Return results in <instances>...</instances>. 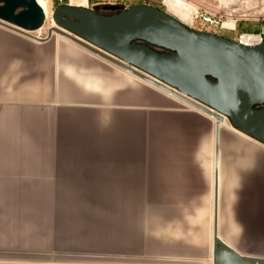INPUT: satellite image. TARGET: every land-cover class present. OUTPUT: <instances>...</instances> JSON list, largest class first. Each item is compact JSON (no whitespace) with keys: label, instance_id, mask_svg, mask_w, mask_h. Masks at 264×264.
Returning a JSON list of instances; mask_svg holds the SVG:
<instances>
[{"label":"rangeland","instance_id":"1","mask_svg":"<svg viewBox=\"0 0 264 264\" xmlns=\"http://www.w3.org/2000/svg\"><path fill=\"white\" fill-rule=\"evenodd\" d=\"M47 1L44 27L31 32L40 39L56 27L54 11L61 5L72 4L71 0ZM142 1L130 0V3ZM187 2L189 5L183 12L188 19L183 17L187 23L183 22L194 30L238 41L244 34L258 36L264 31V0ZM86 7L98 13L105 11L95 5V0H88ZM201 15L218 24L202 21ZM173 16L182 21L180 13ZM54 44L72 53L78 61L93 64L97 71L125 80L135 95L118 89L107 99L96 92H84L82 87L72 85L82 83L84 69L73 66L69 74L68 63L59 55L44 61L28 60L20 47L46 48ZM67 81L76 90L69 88ZM0 110L6 112L5 116L0 115V121L23 124L22 134L35 139L41 148L51 143L54 146L53 152H49L51 155L60 151L66 159L80 154L87 159L80 168L86 166L100 178L120 185L118 211L122 212L126 231L118 240V264H146L153 257L165 261L164 264H213L216 144L213 119L56 34L41 43L1 26ZM179 115L189 116L198 130H182L165 122ZM225 123L228 125L221 129V139L228 137L232 149L228 150L229 162L221 189L220 235L243 254L264 256V240L260 242L258 237L260 232L264 235L260 229L264 225V160H261L264 145L247 138L228 119ZM17 132L20 133L0 128V136L6 138L0 140V146L21 148L18 156L1 163L0 173L42 176L49 167L42 160L30 161L31 150L7 139ZM72 149L77 152L71 154ZM42 152V155L49 154ZM106 153H118V157L102 164L97 157ZM125 156L131 158L133 166L129 159H122ZM58 166L62 170L67 168ZM130 168L135 172L131 173ZM47 178L43 176L37 182L46 185ZM0 186H5L0 188L1 199H7L1 194L7 190L15 198L16 189L11 183ZM127 201L136 221L131 222L126 214ZM152 221L159 223V228L150 225L148 230ZM176 223L182 226L180 237L170 234V228ZM0 242H7L5 235H0ZM22 256L30 258V255ZM33 257L45 264H77L80 259L57 252Z\"/></svg>","mask_w":264,"mask_h":264},{"label":"water","instance_id":"2","mask_svg":"<svg viewBox=\"0 0 264 264\" xmlns=\"http://www.w3.org/2000/svg\"><path fill=\"white\" fill-rule=\"evenodd\" d=\"M98 13L84 6L61 5L53 13L57 27L44 39L46 13L37 0H0V26L41 43L53 35L88 52L180 101L214 117L215 197L213 264H264V256L243 254L220 236L221 123L264 145V42L245 45L215 33L188 27L156 6L135 4L125 10L104 6ZM70 69H74L73 66ZM83 78L126 83L97 70ZM83 79V80H84Z\"/></svg>","mask_w":264,"mask_h":264},{"label":"trees","instance_id":"3","mask_svg":"<svg viewBox=\"0 0 264 264\" xmlns=\"http://www.w3.org/2000/svg\"><path fill=\"white\" fill-rule=\"evenodd\" d=\"M51 157L58 170L45 180L55 188H35L43 176L0 173V181L16 189L15 198H0V235L7 240L0 245L86 251L117 244L126 231L118 211V187L86 166L80 168L86 162L83 156L63 159L56 151ZM58 165H66L67 171Z\"/></svg>","mask_w":264,"mask_h":264},{"label":"crops","instance_id":"4","mask_svg":"<svg viewBox=\"0 0 264 264\" xmlns=\"http://www.w3.org/2000/svg\"><path fill=\"white\" fill-rule=\"evenodd\" d=\"M140 3H142V2H137L134 4H140ZM31 40H33V39H31ZM67 41H69V40H67ZM20 47L23 50L22 53L25 54V56L28 60L44 61L46 59H51L52 57H54V55H59L64 62L68 63L66 70L69 74L72 73L70 71L71 66H77L78 68H88L91 71L96 70L94 68L95 66L93 64H91L89 62L87 63V62L78 61L76 56H74L72 53H69L68 51H65V50H61L60 47L58 45H55V44L53 46L46 47V48L45 47L44 48H29V47H26L23 45H20ZM92 55H94V54H92ZM96 57H98V56H96ZM98 58H100V57H98ZM72 82L73 81L71 80V83ZM81 82L82 83H80V82L79 83L82 86L79 83H78L79 85L76 83H72V85L75 84L77 86V88H79V89H81V87H82L83 91L87 92V93H89L90 91L99 93L107 99H109L113 95L114 91H118V89L129 91L132 94L134 93V89L128 83H119V82L117 83L116 81L112 82L108 79L104 80V79H100V78H95L92 81H90V79L87 80L85 78L84 80L82 79ZM71 83L67 81L66 84L69 88L75 89L71 85ZM134 95H135V93H134ZM167 95H169V94H167ZM169 96H171V95H169ZM192 109H194V108H192ZM194 110H196V109H194ZM196 111H198V110H196ZM198 112H200V111H198ZM200 113H202V112H200ZM5 114H6V112H3L2 110H0V115L5 116ZM202 114H204V113H202ZM204 115H206V114H204ZM208 117H210V116H208ZM210 118L213 119L215 121V123L217 124V121L213 117H210ZM165 122L169 123L172 127H178V129H182V130L186 129V128H193V129L198 130V128H199L195 124V122L187 115H179V117H177V118H169V119H166ZM226 125H228V124H226L224 121L221 125V129H226ZM0 128L12 129V130H16V131L18 130L20 133H18V132L14 133V136L8 137L7 139H9V141H16L18 143H21V144L25 145L24 148L31 150L30 154L32 155L33 158L30 159V161L35 160V162H38V161L42 160L43 161L42 164L49 167L48 168L49 170L46 172H43L44 174H42V176H44V178L47 177L48 175L53 176L55 169H54L53 159H52L50 153L53 152L54 146L51 145V143L48 144L47 147L43 146L41 148L40 146H38V143H37V141H35V139H33L32 137H30L27 134H24V133L22 134L21 131L22 130L24 131L23 124L7 123L4 120V121H0ZM202 131H203V129H200L201 134H203ZM247 138H249V137H247ZM3 139L5 140L6 138H3L0 136V140L4 141ZM99 140H101V139H99ZM228 142H229L228 137L224 136L221 139L220 198H221V192H222L221 189L223 187L222 186L223 185V175L227 171L226 170L227 164L229 162L228 150H229V148H231V146L228 144ZM1 146H0V165L6 158L8 159L11 156H18L19 152H20L19 150H21V148H19V147H4L3 145H1ZM8 148H10V149H8ZM42 150L43 151L45 150L48 153L50 152L49 153L50 155L44 154V155H46V157H45L44 155H42L43 154ZM69 151L71 154H73L75 151L77 152L76 149H72ZM79 156H80V154H78L77 156H74V157H79ZM99 156L97 157V158H99V162L104 164V161L110 162L113 159L112 157H115V158L118 157V153H106L104 155L101 154ZM82 159H83V161L87 162V159H85V158H82ZM122 159L124 161H126V160L128 161V159H129V161L131 162V165L133 166L132 160L129 156H127V157L125 156L124 158L122 157ZM247 159L248 158H245L246 162H247ZM261 160H264V159L262 158ZM130 169H131L130 170L131 173L135 172V170H133L132 168H130ZM108 182L113 183L115 186L118 187V189L120 188V185H118V183H115L113 181H108ZM5 183H8V182L0 181V185L1 184L4 185ZM4 187L5 186H0V188H4ZM9 187L10 186H8L6 188H9ZM35 188H55V186L54 185H36ZM10 193H11V190H7L6 192L4 191L1 194L3 196L5 194L7 199H8V198H11ZM126 203H127V206H126L127 216L129 217L131 222L136 221V215L131 213V211L129 210L128 201ZM176 224L173 225L172 228H170L171 229L170 234L172 236L180 237V236H182V226L180 224H177V225ZM150 225H151V228L158 227L159 223L155 224V222H153V221L150 222V224H148V230H150ZM260 228H262V226ZM54 252L67 254L68 256L74 257L76 259L80 258L79 262L77 264H118L119 263L118 262V243H117V244L111 245V247H102L99 250H86V251H74V250L73 251H71V250H68V251H56V250L42 251V250H37V249L23 248V247H19V246L17 247V246L0 245V264H45L40 259H37L36 257H33V256H39L42 254H51ZM212 252H213V246H212L211 253ZM6 254L15 255V256H8ZM22 255H30V258H25ZM164 262L165 261H162L160 259H156L155 257H153V258H151V260L149 259L146 264H164ZM127 263H129V262H127Z\"/></svg>","mask_w":264,"mask_h":264},{"label":"built area","instance_id":"5","mask_svg":"<svg viewBox=\"0 0 264 264\" xmlns=\"http://www.w3.org/2000/svg\"><path fill=\"white\" fill-rule=\"evenodd\" d=\"M60 1H63V0H60ZM142 4L156 6L159 9H161V10L164 9V11L169 12V13H170V11H176L175 10L176 7H178L180 5L185 6V7H187L189 5L187 0H143ZM95 5H100L102 7H104V6H116V7H120L121 10H125L128 7L132 6V4L130 3V0H95ZM170 14L172 15V13H170ZM200 18L204 22H209L208 24H210V25L218 24V23H215V21L213 19L208 18V17H204L203 15H201ZM258 37H259V43L258 44L263 43L264 42V31L261 34H259Z\"/></svg>","mask_w":264,"mask_h":264},{"label":"bare ground","instance_id":"6","mask_svg":"<svg viewBox=\"0 0 264 264\" xmlns=\"http://www.w3.org/2000/svg\"><path fill=\"white\" fill-rule=\"evenodd\" d=\"M38 1V3L40 4V6L44 9V11H45V13H46V19H47V10H48V1L47 0H37ZM87 1L88 0H71V3L72 4H76V5H78V6H84V7H86L87 6ZM189 4V3H188ZM185 9H186V7L185 6H178V7H176V11H170V13H173V14H175V13H180L181 14V16H182V21H184V22H186L187 23V20L186 19H184L183 17H186L187 18V15L185 14V12H183V11H185ZM182 11V12H181ZM188 19V18H187ZM46 22V21H45ZM45 25V24H44ZM55 26V25H54ZM44 27V26H43ZM42 27V28H43ZM57 27V26H56ZM55 28V27H54ZM53 29V28H52ZM40 30V29H39ZM37 32V31H36ZM35 33V32H34ZM29 35H32L31 33L29 34ZM24 36V35H23ZM34 36V35H33ZM36 37V36H35ZM29 38V37H28ZM38 38V37H37ZM63 38V37H62ZM38 39H40V38H38ZM42 39V38H41ZM66 39V38H65ZM68 40V39H67ZM240 42H242L243 44H245V45H257L258 43H259V37L258 36H256V35H250V34H244V35H242L241 36V38H240V40H239ZM87 51V50H86ZM102 59V58H101ZM111 64V63H110ZM146 83V82H145ZM148 84V83H147ZM150 85V84H149ZM152 86V85H151ZM154 87V86H153ZM155 88V87H154ZM157 89V88H156ZM159 90V89H158ZM161 91V90H160ZM163 92V91H162ZM165 93V92H164ZM166 94H168V93H166ZM170 95V94H169ZM172 96V95H171ZM174 97V96H173ZM175 98V97H174ZM177 99V98H176ZM179 100V99H178ZM184 103V102H183ZM186 104V103H185ZM188 105V104H187ZM190 106V105H189ZM190 107H192V106H190ZM192 108H194V107H192ZM194 109H196V108H194ZM196 110H198V109H196ZM199 111V110H198ZM201 112V111H200ZM203 113V112H202ZM204 114H206V113H204ZM207 115V114H206ZM208 116H210V115H208ZM210 117H212V116H210ZM214 118V117H213ZM215 119V118H214ZM226 119L227 118H225L224 119V121H226ZM216 120V119H215ZM217 121V120H216ZM223 121V122H224ZM222 122V123H223ZM217 123H218V121H217ZM222 123H221V125H222ZM240 132V131H239ZM242 133V132H241ZM243 134V133H242ZM245 135V134H244ZM246 136V135H245ZM222 137V136H221ZM248 137V136H247ZM249 139H251L250 137H249ZM253 140V139H252ZM220 169H221V160H220ZM220 179H221V175H220ZM220 190V189H219ZM219 203H220V196H219ZM262 226V228H260L261 230H264V225H261ZM257 234H259V233H257ZM221 236V235H220ZM258 237L260 238V242L262 241V240H264V235H263V233L262 232H260V234L258 235ZM223 239V238H222ZM224 240V239H223ZM225 241V240H224ZM226 242V241H225ZM227 243V242H226ZM230 245V244H229ZM231 246V245H230ZM233 247V246H232ZM234 248V247H233ZM236 249V248H235Z\"/></svg>","mask_w":264,"mask_h":264},{"label":"flooded vegetation","instance_id":"7","mask_svg":"<svg viewBox=\"0 0 264 264\" xmlns=\"http://www.w3.org/2000/svg\"><path fill=\"white\" fill-rule=\"evenodd\" d=\"M103 13L104 14H109V13H113V12L112 11L105 10Z\"/></svg>","mask_w":264,"mask_h":264}]
</instances>
